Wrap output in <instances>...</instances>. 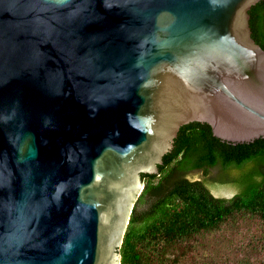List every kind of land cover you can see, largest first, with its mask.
<instances>
[{
    "label": "water",
    "instance_id": "water-1",
    "mask_svg": "<svg viewBox=\"0 0 264 264\" xmlns=\"http://www.w3.org/2000/svg\"><path fill=\"white\" fill-rule=\"evenodd\" d=\"M263 0H0V264H121L180 129L264 138Z\"/></svg>",
    "mask_w": 264,
    "mask_h": 264
},
{
    "label": "trees",
    "instance_id": "trees-1",
    "mask_svg": "<svg viewBox=\"0 0 264 264\" xmlns=\"http://www.w3.org/2000/svg\"><path fill=\"white\" fill-rule=\"evenodd\" d=\"M250 15L252 36L264 49V0L252 7ZM219 164L226 173L223 180L238 191L231 199L214 197L205 181H172L174 173L208 170ZM159 169L160 175H143L145 188L120 250L121 264H177L180 256H171L184 253L186 245H193L197 237L220 232L240 219L258 221L263 231L258 251L263 250L264 138L232 144L214 136L210 125L190 123L180 129L173 150ZM238 264L253 263L245 260Z\"/></svg>",
    "mask_w": 264,
    "mask_h": 264
},
{
    "label": "rangeland",
    "instance_id": "rangeland-1",
    "mask_svg": "<svg viewBox=\"0 0 264 264\" xmlns=\"http://www.w3.org/2000/svg\"><path fill=\"white\" fill-rule=\"evenodd\" d=\"M222 173V166L219 164L208 170L174 173L172 181L179 178H185L192 182L205 181L214 197L231 199L238 191L236 187L223 180L222 176L226 173ZM230 173L232 174V172ZM148 207L149 204L145 205L143 209ZM257 223L258 221L252 219H240L234 225L229 224L220 232L197 237V242L193 245H186L184 253L179 251L171 257L174 259L180 256L177 264H210L211 261L215 264L227 262L238 264L245 260L251 261L253 264H264V248L258 251L260 244L257 242L261 239L263 231L260 230ZM262 243L264 245V241Z\"/></svg>",
    "mask_w": 264,
    "mask_h": 264
}]
</instances>
